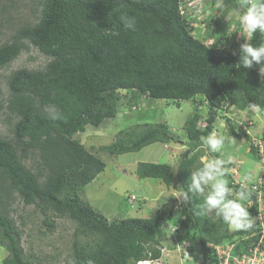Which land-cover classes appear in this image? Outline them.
I'll list each match as a JSON object with an SVG mask.
<instances>
[{"label": "trees", "instance_id": "16d2710c", "mask_svg": "<svg viewBox=\"0 0 264 264\" xmlns=\"http://www.w3.org/2000/svg\"><path fill=\"white\" fill-rule=\"evenodd\" d=\"M30 1L34 4L33 20L16 26L0 46V71L30 47L47 60L41 69L22 68L7 78L5 109L14 123L13 138L0 135V245L10 254L4 263L32 264L22 246L24 231L10 213L17 198L44 216L43 226L49 232L56 229V218L70 219L78 225L72 260L67 264H86L89 259L95 264H135L150 255L157 258L161 254L157 247L165 237L161 227L167 220L180 225L178 233L193 230L201 249L194 245H188V249L203 252L202 264L215 262L208 244L238 242L237 253L252 249L258 239L243 237L255 232L254 226L230 231L215 210L199 214L198 206L206 195L192 193L189 188L193 167L203 153L200 138L215 130L219 110L244 111L253 103L264 110L260 66L248 70L242 67L239 43L231 49L199 39L182 9L190 0ZM223 6L217 14L226 16L229 10L225 8H238L239 3L226 0ZM2 8L0 0V38L8 22ZM123 13L136 18L134 31L124 28L119 19ZM222 35L221 41L235 38L226 30ZM249 42L257 46L264 43V33L257 32ZM120 91L134 96L131 101L135 108L142 97L149 104L170 101L181 106L191 101L196 106L184 125L188 150L179 164L139 163L136 170L137 178H154L168 186L177 184L188 193L178 212L175 199L149 218L109 222L81 197L106 164L76 135L89 125L99 127L106 120L116 119ZM204 105L209 112L205 125L200 126L202 115L197 110ZM227 124L233 137L249 140L232 119H227ZM142 127L134 134L121 131L114 144L100 150L122 155L175 140L164 123ZM128 136L131 138L126 141ZM251 150L256 157V148ZM226 176L232 189L241 190L233 185L229 173ZM256 210L257 205L250 214ZM19 218L25 225L24 217ZM81 236L93 241L82 243Z\"/></svg>", "mask_w": 264, "mask_h": 264}, {"label": "rangeland", "instance_id": "374dc122", "mask_svg": "<svg viewBox=\"0 0 264 264\" xmlns=\"http://www.w3.org/2000/svg\"><path fill=\"white\" fill-rule=\"evenodd\" d=\"M198 1L190 0L185 13H189L193 9L196 10L189 14L188 18L191 20L193 28L196 29L199 39L208 45L220 46L222 44L231 49L235 47V44L241 45L249 39L243 29L240 28L238 18L229 15L232 11L229 6L225 8V10H229L226 16L222 12L217 14V10L223 6L226 0H206L205 3H198ZM236 1L239 3V0ZM1 3L3 7L1 14L8 18V22H6L5 34L0 38V46L9 40L16 26L33 20L32 8L34 7L30 0H1ZM199 4L204 6L203 14L197 13ZM207 21L211 24V29L208 28V31ZM225 30L227 35L232 34L235 38L231 36L228 41L222 42L220 38L223 36L222 31ZM239 47L241 48V46ZM46 63V58L36 48L30 47L9 67L0 71V135L2 137L13 138L11 128L14 120H11L5 109V101L9 93L8 76L11 72L22 68L41 69ZM119 94V115L116 119L106 120L99 127L89 125L85 132L76 135V139H79L89 151L106 164L104 171L84 188L81 197L88 201L97 213L104 216L109 222L127 218H149L156 211L170 206L175 199L176 204L181 202L182 199L178 198L177 195V184L168 186L163 181L154 178H137L136 170L139 163L147 162L177 166L188 150L185 145L188 141L184 131L185 122L196 111V106L191 101L182 102L181 106L170 101H156L149 104L143 97L140 99V105L135 108L132 105L134 104L133 99L131 101L132 94L123 91ZM197 111L202 115L200 126H204L209 112L208 106L204 105ZM218 113L219 117L216 120L214 131L229 137V140L225 141L222 152L211 153L204 145L202 156L209 159L217 157L227 159L231 156V162H226L224 167L228 169L227 173L232 176V181L235 183L241 181L246 184L256 183L259 176L264 172V166L257 154L255 157L250 153V148L253 147L251 145L253 139H264V110L247 108L244 111H237L233 108L230 111L222 109ZM227 119H232L233 124H241L242 130H247L246 134L249 136V140L244 137L239 139L233 137L228 129ZM158 123H164L168 126L169 134L175 139L173 142L168 145L158 142L140 151L122 155H111L100 150L101 147L114 144L121 136V131H124L125 134H134L140 131L145 124L156 125ZM242 130L239 129V131ZM129 138L131 137L128 136L125 140L127 141ZM203 162L200 158L192 171L201 167ZM236 165H239V168ZM234 168L238 169V173L233 172ZM225 178L230 184V178L227 176ZM262 181L264 183V175ZM201 194L206 195L207 189L205 193ZM133 197L136 198V203L130 207L127 202L129 198L132 199ZM10 213L24 231L22 246L26 257L31 260L32 264H67L72 260L74 234L78 226L74 221L56 218L57 227L54 232H49L43 226L44 216L34 206H26L20 198L12 203ZM20 216L24 217L25 225L19 218ZM212 216L215 217L216 215L212 214ZM188 231L184 230L183 233H180L182 240L186 241L189 246L194 245L201 249L193 230ZM230 231L234 230L230 228ZM167 234L170 236L171 231H167ZM80 240L82 243L93 241L92 238L84 236H81ZM164 244L171 249V257L169 258L171 263L178 264L174 242L168 241ZM199 249L194 252L200 253ZM9 255L7 248L1 245L0 264H3V258L9 257Z\"/></svg>", "mask_w": 264, "mask_h": 264}, {"label": "clouds", "instance_id": "9594fccd", "mask_svg": "<svg viewBox=\"0 0 264 264\" xmlns=\"http://www.w3.org/2000/svg\"><path fill=\"white\" fill-rule=\"evenodd\" d=\"M205 1L206 0H199L198 3H205ZM199 6L204 9V6L202 4H199ZM229 15L238 18L240 28L243 29V32L246 33L249 39L253 37L257 32L264 33V0H239V7L232 9ZM119 19L126 30H135V17L129 18L127 13H123ZM197 32L200 33L201 31ZM249 39H247L245 43L241 44L240 64L246 70L251 69L254 65L260 66L259 73L261 76V82L264 84V43H261L258 46L253 45L249 42ZM224 41L225 40L223 39L222 42ZM251 108L254 110H258L259 106L253 103L251 104ZM239 126H241L242 128L241 124ZM243 131L247 132L246 130ZM200 139L203 142V145L207 147L209 152L217 153L223 151L225 147V141L229 140V137L218 134L216 131H212L210 132V134H208L207 136H202ZM251 145L253 146L252 142ZM251 148L250 153L252 152ZM257 157L260 158L258 150ZM201 160L204 162L202 163L201 167H198L192 172L189 188V191L192 193H205L207 189L206 196L204 197L202 203H200L198 206L201 210L199 214H206L210 211L215 210L216 215L219 216L222 221L225 222L234 231H242L252 228L253 219L250 217L248 211V204L251 203L250 191L242 187L241 190L235 193V197H233V189L229 186L228 180L225 178L228 169H226L224 165L226 162L230 163L232 157L229 156L227 157V159L219 157L209 159L206 156H202ZM260 161L262 162L261 158ZM236 166H238L239 168V165ZM230 172L232 174V171ZM259 178H263V175L259 176ZM235 184L236 183L234 182L233 185ZM177 195L178 198H182V200L188 199V193H186L183 189L178 188ZM130 207L132 206L130 205ZM180 208L181 202H178L175 205V209L178 212ZM177 216V213L174 214V218ZM179 226L180 225H175L172 220H167L163 222L161 227L162 233L163 235H165V237L161 240L157 248L161 253L159 257H163L169 262V264H172L171 260H169V258L171 257V249H169V247L164 244V242H174L176 248V242L173 240V237L175 236L172 234L168 236L167 231L172 230L173 227H178L179 230ZM178 230L176 236H178L179 241L185 242L188 245L186 241H182L180 239L181 235L180 233H178ZM162 248H165L166 251L163 252ZM175 251V254L178 258V264H180L181 258L179 253L177 252V248L175 249ZM193 254L196 257L194 264H200L201 260H199V258L197 257L198 254L196 252H194ZM149 258L154 257L150 255ZM86 264H95V261L89 259L86 261Z\"/></svg>", "mask_w": 264, "mask_h": 264}, {"label": "built area", "instance_id": "2783aa9c", "mask_svg": "<svg viewBox=\"0 0 264 264\" xmlns=\"http://www.w3.org/2000/svg\"><path fill=\"white\" fill-rule=\"evenodd\" d=\"M187 5L188 3H184L182 7L184 12L187 9ZM202 9L203 8L200 6L197 13L203 14L204 12ZM194 11L196 10L193 9L191 10V12L185 14L189 17V14ZM191 25L193 26L192 23ZM252 144L258 150V154L264 164V139L259 140L258 138H255L252 140ZM233 172L238 173V169L234 168ZM236 184L239 185L240 189H242L243 187L251 193V203L248 204L249 214L250 209L257 205L256 213L253 215L250 214V217L253 219V226L255 227L256 231L252 234L245 235L243 239H258V242L251 245L252 249H246L238 253L235 252L238 242L222 245L208 244L207 248L212 249V257L215 260V262H213L212 264H264V186L262 178H259L256 183L252 184H246L245 182H239ZM236 192L237 190L233 189V197H235ZM130 199L131 198H129V204L133 207L136 203V198L133 197L131 200ZM177 230L178 227H173L170 231L171 234L175 236L173 237V240L176 242L177 252L179 253L181 258L180 264H194L193 261H195L196 257L194 256L193 252L188 249V245L185 242L179 241L178 236H176ZM162 251L165 252L166 249L162 248ZM197 257L199 258V260H201L200 264H202L204 261L203 252L198 253ZM136 264H169V262L163 257H159L141 260Z\"/></svg>", "mask_w": 264, "mask_h": 264}, {"label": "crops", "instance_id": "0c3cea01", "mask_svg": "<svg viewBox=\"0 0 264 264\" xmlns=\"http://www.w3.org/2000/svg\"><path fill=\"white\" fill-rule=\"evenodd\" d=\"M261 175H264V173H262ZM0 246H1V245H0ZM7 257H8V256H7ZM7 257L3 258V260H2L3 264H5V263H4V260H5Z\"/></svg>", "mask_w": 264, "mask_h": 264}]
</instances>
